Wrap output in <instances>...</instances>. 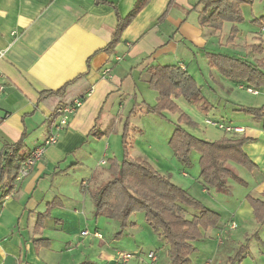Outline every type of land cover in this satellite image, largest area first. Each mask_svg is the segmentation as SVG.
<instances>
[{
  "label": "crops",
  "instance_id": "1",
  "mask_svg": "<svg viewBox=\"0 0 264 264\" xmlns=\"http://www.w3.org/2000/svg\"><path fill=\"white\" fill-rule=\"evenodd\" d=\"M137 1L0 0V150L22 140L21 152L30 155L54 132L59 110L76 98L83 99L58 141L47 146L26 177L12 183L13 170L0 181V264H127L116 259L103 235L102 239L95 236L103 233L99 218L83 217L76 205L89 198L95 202L97 187L110 178L108 159L113 157L101 154L103 148H111L110 143L102 145L107 133L120 134L130 124V115L140 112L142 117L144 104L157 102L158 92L148 85L147 67L177 64L195 77L191 63L201 64V58L208 63L206 53L215 52L214 39L220 35L200 26L196 8L200 0H151L121 41L107 49L119 22L117 11L126 17ZM231 27V23L224 26L227 31ZM252 44H260L253 50L263 53V36L255 35ZM214 70L218 71L210 66V76L223 88L220 81L227 79ZM65 84L63 95L49 94ZM212 87L215 90L216 85ZM252 126L244 134L257 143L264 127ZM259 148L254 146L253 156L258 157ZM244 150L257 165L253 171L258 174L253 191L257 196L250 195L258 198L264 192V156L257 162L246 144ZM132 154L149 161L148 154ZM97 166L105 167L101 171ZM92 181L96 184L91 189ZM11 186V193L3 197ZM226 213H219V224L206 231V242L236 244L238 221L255 219L247 198L232 203ZM85 230L90 234L82 235ZM259 234L256 230L253 236ZM259 252L264 259V252ZM235 255L229 253L228 259ZM247 255L238 262L227 259L226 264H242Z\"/></svg>",
  "mask_w": 264,
  "mask_h": 264
},
{
  "label": "trees",
  "instance_id": "2",
  "mask_svg": "<svg viewBox=\"0 0 264 264\" xmlns=\"http://www.w3.org/2000/svg\"><path fill=\"white\" fill-rule=\"evenodd\" d=\"M150 1L138 0L126 17H122L117 11L119 22L107 49L121 41L125 30ZM248 3H252L251 0H200L196 5L199 24L203 28L222 32L225 24L231 23L228 42H233V38L239 33L236 24L244 20L242 6ZM253 22L264 26V15L255 18ZM206 56L210 65L225 78L243 84L248 89L264 90L262 60L250 63L245 58L228 53L208 52ZM146 70L150 75L149 87L158 92V99L154 105L144 104L146 113L178 111L180 107L176 100L181 97L201 110L208 109V100L203 94L202 86L186 69L177 64H158L151 65ZM67 86L68 84H65L58 90L49 91V94L63 95ZM236 110L249 112L255 119L264 117L263 108L241 106ZM124 139L125 143L126 137ZM250 140L251 138L245 135H234L208 141L178 124L169 139V145L174 155L184 163L190 162L192 151L198 152L200 178L203 179L204 186L208 185L205 186L208 191L211 187L222 192L230 188V180L240 178L231 168V163L241 165L250 171L257 170L256 163L244 150V145ZM23 147L21 140L0 150V181L6 173L14 170L16 175L12 183L15 182L27 158V154L21 152ZM131 147L133 144L130 147L125 145L122 159L117 157L109 159L110 178L98 186L95 192L97 214L107 215L121 222L123 226L134 213L143 212L151 227L159 232L161 242L164 243L166 240L171 264H192V254L197 251L195 242L203 239L209 228L219 224L221 215L203 204L189 190L175 184L146 158L134 156ZM12 189L13 186L5 191L3 197L11 193ZM247 200L253 208L257 224L264 225V192L258 198L247 195ZM244 254L243 250L236 253L231 258L232 263L240 261ZM81 264L97 263L86 261Z\"/></svg>",
  "mask_w": 264,
  "mask_h": 264
},
{
  "label": "rangeland",
  "instance_id": "3",
  "mask_svg": "<svg viewBox=\"0 0 264 264\" xmlns=\"http://www.w3.org/2000/svg\"><path fill=\"white\" fill-rule=\"evenodd\" d=\"M251 2L242 6L244 20L236 24V27L239 29V33L233 38V42L236 45H227L229 31L224 28L220 32V35L214 39V53H228L238 58H245L250 63H256L258 60L264 62V51L263 53L260 51L256 53L253 50L256 47H261V45L252 44L255 35L263 36L264 41V34L260 31L263 26L253 22L255 18L264 15V0H251ZM220 40L222 43H220ZM251 44L253 46L249 47ZM244 48H247V51ZM201 59V64L196 60L194 62L197 63H191V68L192 72H195L197 83L202 86L203 94L210 100L207 103L208 109L201 110L199 107L190 104L181 97L176 100L180 107L178 111H165L162 114L143 113L144 115L142 117L139 115L140 112L137 115L132 114L130 115V124L125 127L123 126V131L121 130L120 134L115 133V131L107 133L108 138L102 142V145L104 146L106 143L109 145L110 143L111 148L108 150L103 148L101 154L105 152L107 158L109 156L113 158L117 156L119 159H122L125 145L130 147L133 144V147H131L132 153L135 155L148 154L150 156L149 161L158 171L166 174L175 184L189 190L193 196L209 206V208L227 215L226 210L232 206V203L246 200V196L250 194L255 197L257 196L253 191L258 182V179L256 180V175L258 174L241 165L231 163V168L240 178L230 180V189L228 190L218 192L216 188L210 187L208 191L207 187H205L208 185L204 186L203 179L200 178V154L192 151L190 162L184 163L174 155V151L169 145V139L178 124L185 127L194 135L208 141H216L223 137L234 135L243 136L245 135V128L249 131V129H252L253 124L254 126L258 125V129L263 130L264 117L263 119H255L251 113L236 111L233 106L241 105L246 108H263L264 113V93L258 92V90L257 92H253L247 87L242 88L236 82L230 79L228 80V78L226 79L230 82L227 80L220 81L224 83L223 88L217 86L216 81L210 76V63H206L203 58ZM200 65L203 70L199 69ZM196 68L199 70L198 72L194 71ZM214 72L223 76L218 71L214 70ZM214 85H216L215 90H212L214 89L212 87ZM207 120L219 121L232 126L241 124L246 127H243L242 132H227L213 123H207ZM125 137L127 141L124 143ZM257 138L259 139L257 143L251 141L249 143L247 141L246 150L257 162H260V157L264 156V133L259 134ZM255 145L260 147L257 150L259 153L258 157L256 155L253 156V148ZM150 146H152V149H149ZM104 167L97 166V169L99 168L102 171ZM106 177L107 179L109 178L108 173ZM90 184L92 189L96 183L92 181ZM203 188L207 192L203 193ZM76 206L79 208L80 213L83 214V217L86 215L90 216L89 218H93L92 216L97 219L99 218L101 222L99 226L103 232L102 235L108 240V245L112 248L111 252L116 255L117 260L120 258V251H123L133 255L132 258L127 260V264L171 263L168 246L165 243L166 240L164 243L161 242L159 232H156L151 227L143 212L134 213L128 219L127 224L122 226L121 222L117 220L98 215L96 202H94L93 198H89L85 204ZM250 220V222H248L249 220L238 221L239 232L233 235L236 240L238 239L236 244L231 240L229 243L225 240L223 245L219 244V248L218 243L215 241L206 242L208 241L207 238H204L203 241L195 242L197 251L192 254V264H226L229 253L235 255L241 250L246 255L248 254L242 264H264V259L261 258V253L259 252L260 250L264 252V242L261 239H264V226L262 229H259V224H257L255 219L252 218ZM132 222H136V225H133ZM93 226H95L94 221ZM247 228H249L248 231H246ZM255 229L259 230L260 234L253 236L256 231ZM245 232H248V234L243 236ZM151 251L157 253V262H153L148 257ZM98 260L96 259V262L100 263L101 261ZM229 262H231V258L228 259Z\"/></svg>",
  "mask_w": 264,
  "mask_h": 264
},
{
  "label": "built area",
  "instance_id": "4",
  "mask_svg": "<svg viewBox=\"0 0 264 264\" xmlns=\"http://www.w3.org/2000/svg\"><path fill=\"white\" fill-rule=\"evenodd\" d=\"M261 31L264 34V26L262 27ZM106 71L109 72V70H106ZM249 90L253 92H257V91H254L253 89H249ZM82 102H83V99L76 98L74 99L73 102L64 105L59 110V120L57 124L55 125L54 132L44 142V144L35 148L30 153V155L27 156L23 166L21 167V169L19 170V173L16 176V180H15L16 182H20L24 177H26L30 173L35 163L43 157L47 146L55 144L58 141L60 137V132L62 131V129H64L68 125L70 116L82 105ZM207 123H213L216 126H218L220 129L226 130L227 132H242L243 131V127L226 125L223 122H219V121L207 120ZM232 227L233 228L236 227L235 223H233ZM89 234L90 232L88 230H85L82 232V235L84 236H87ZM95 236L100 239L103 238L102 234L99 232L95 233ZM119 256H120L119 261L124 263V262H127L128 259L132 258L133 255L129 252L122 251L119 253ZM149 257L153 260H157V255L155 252H150Z\"/></svg>",
  "mask_w": 264,
  "mask_h": 264
}]
</instances>
